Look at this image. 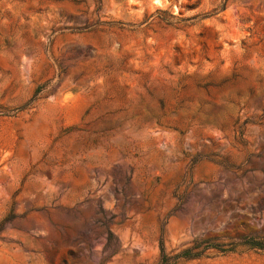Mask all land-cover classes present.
Listing matches in <instances>:
<instances>
[{
	"label": "rangeland",
	"instance_id": "374dc122",
	"mask_svg": "<svg viewBox=\"0 0 264 264\" xmlns=\"http://www.w3.org/2000/svg\"><path fill=\"white\" fill-rule=\"evenodd\" d=\"M0 264H264V0H0Z\"/></svg>",
	"mask_w": 264,
	"mask_h": 264
}]
</instances>
